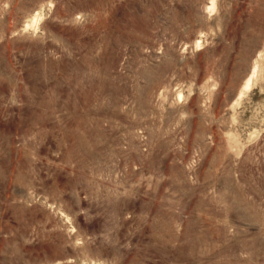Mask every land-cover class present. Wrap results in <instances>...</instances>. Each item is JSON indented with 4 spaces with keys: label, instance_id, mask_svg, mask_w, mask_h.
<instances>
[{
    "label": "rangeland",
    "instance_id": "rangeland-1",
    "mask_svg": "<svg viewBox=\"0 0 264 264\" xmlns=\"http://www.w3.org/2000/svg\"><path fill=\"white\" fill-rule=\"evenodd\" d=\"M0 264H264V0H0Z\"/></svg>",
    "mask_w": 264,
    "mask_h": 264
},
{
    "label": "bare ground",
    "instance_id": "bare-ground-1",
    "mask_svg": "<svg viewBox=\"0 0 264 264\" xmlns=\"http://www.w3.org/2000/svg\"><path fill=\"white\" fill-rule=\"evenodd\" d=\"M249 81L251 82V78H249V80H248V84L250 83Z\"/></svg>",
    "mask_w": 264,
    "mask_h": 264
}]
</instances>
